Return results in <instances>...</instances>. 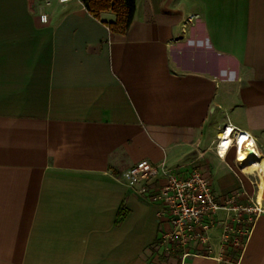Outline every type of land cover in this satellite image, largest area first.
<instances>
[{
  "label": "crops",
  "instance_id": "crops-1",
  "mask_svg": "<svg viewBox=\"0 0 264 264\" xmlns=\"http://www.w3.org/2000/svg\"><path fill=\"white\" fill-rule=\"evenodd\" d=\"M121 19L0 0V264H264L262 180L243 147L216 148L230 127L264 162V0H135ZM141 160L196 166L258 210L229 213L226 243L217 225L201 252L164 257L161 207L116 179Z\"/></svg>",
  "mask_w": 264,
  "mask_h": 264
},
{
  "label": "built area",
  "instance_id": "built-area-1",
  "mask_svg": "<svg viewBox=\"0 0 264 264\" xmlns=\"http://www.w3.org/2000/svg\"><path fill=\"white\" fill-rule=\"evenodd\" d=\"M53 1L65 4L72 0H43V6H49ZM76 1L85 7L86 0ZM39 20L41 23H46L47 14L40 12ZM237 134V131L232 128L229 135L231 145L226 149L225 154L233 147L236 149ZM220 141L221 139H218L216 145L218 155H220ZM250 148L254 151L252 143ZM183 168V166L168 167L164 162L153 164L141 160L121 171L116 179L143 201L159 204L162 214L166 216L172 228L168 237H173L183 243L196 239L198 231H201L205 233L202 242L206 243L207 232L211 227L218 225L222 228L221 242L226 243L229 241V232L232 231L227 224L230 220L229 213L234 212L233 220L239 221L242 212L257 211V207L234 205V199L238 198L239 194L226 198L216 197L212 191V181L209 176L203 174L196 166H193L187 173H184ZM221 211L226 213L225 221H219L217 218Z\"/></svg>",
  "mask_w": 264,
  "mask_h": 264
},
{
  "label": "bare ground",
  "instance_id": "bare-ground-1",
  "mask_svg": "<svg viewBox=\"0 0 264 264\" xmlns=\"http://www.w3.org/2000/svg\"><path fill=\"white\" fill-rule=\"evenodd\" d=\"M224 130L218 135V138L221 139L219 146L220 157L224 156L226 149L231 145V140L229 135L232 132V128L227 127V129ZM236 142H237V144L235 143L236 149L239 150L241 147H243L240 157L238 158L236 155L237 161L240 163V167L247 174H251L255 172L259 177V180L260 181L262 180V182L264 183V162L262 163L261 168H259L258 171H256L254 165L257 162H262V161L259 159L257 152L255 150L253 151L250 148V143H248L249 142L248 135L247 134L245 135L244 133L241 134L238 133L236 135ZM246 168H251V169L248 170Z\"/></svg>",
  "mask_w": 264,
  "mask_h": 264
},
{
  "label": "rangeland",
  "instance_id": "rangeland-1",
  "mask_svg": "<svg viewBox=\"0 0 264 264\" xmlns=\"http://www.w3.org/2000/svg\"><path fill=\"white\" fill-rule=\"evenodd\" d=\"M256 170H258L259 168H261V166L256 167ZM250 177H252V174H249ZM253 183H251L250 181L247 183V187L249 188L252 184H254V179H252ZM263 183V182H262ZM264 186V183L262 184ZM250 190V188H249ZM242 196L244 197H248L247 204L251 205V196L252 195H244L242 194ZM239 198H235L234 199V205H239ZM203 236L205 237V233H201V231H198V236H196V239L193 240H187L184 241L183 243H181L178 239H173V237H168L166 239H163L159 242V244L157 245V247H154V249L156 251H160L161 255L166 257L170 254H174V253H185V252H201L202 251V244H205L202 242V238ZM194 245V247H193ZM200 247V249H199ZM204 250H205V246H203Z\"/></svg>",
  "mask_w": 264,
  "mask_h": 264
},
{
  "label": "trees",
  "instance_id": "trees-1",
  "mask_svg": "<svg viewBox=\"0 0 264 264\" xmlns=\"http://www.w3.org/2000/svg\"><path fill=\"white\" fill-rule=\"evenodd\" d=\"M89 11L94 16H97V12L101 10H112L119 15H122V19L115 23V26H118L121 31L127 29L129 23L132 20L135 0H88V3L85 5ZM114 26H109L111 30Z\"/></svg>",
  "mask_w": 264,
  "mask_h": 264
}]
</instances>
